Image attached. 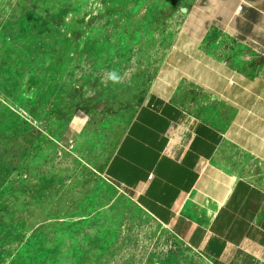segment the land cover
I'll list each match as a JSON object with an SVG mask.
<instances>
[{
  "label": "rangeland",
  "instance_id": "374dc122",
  "mask_svg": "<svg viewBox=\"0 0 264 264\" xmlns=\"http://www.w3.org/2000/svg\"><path fill=\"white\" fill-rule=\"evenodd\" d=\"M203 10V0H0V264H211L104 174L167 53L204 33ZM253 32L236 42L210 27L199 47L217 58L239 48L251 76ZM175 101L219 129L232 114L186 85ZM215 162L264 178L228 144Z\"/></svg>",
  "mask_w": 264,
  "mask_h": 264
},
{
  "label": "crops",
  "instance_id": "0c3cea01",
  "mask_svg": "<svg viewBox=\"0 0 264 264\" xmlns=\"http://www.w3.org/2000/svg\"><path fill=\"white\" fill-rule=\"evenodd\" d=\"M203 1L204 33L187 35L167 53L155 90L135 112L104 174L211 264H264V178L256 183L215 162L228 144L260 165L264 177V0ZM215 26L236 42L250 36L246 27L254 31L247 50L256 59L251 76L239 48H222L227 57L217 58L199 47ZM182 85L232 110L224 129L175 101Z\"/></svg>",
  "mask_w": 264,
  "mask_h": 264
},
{
  "label": "clouds",
  "instance_id": "9594fccd",
  "mask_svg": "<svg viewBox=\"0 0 264 264\" xmlns=\"http://www.w3.org/2000/svg\"><path fill=\"white\" fill-rule=\"evenodd\" d=\"M108 79L113 83V84H119L122 82V77L116 72V71H111L108 73Z\"/></svg>",
  "mask_w": 264,
  "mask_h": 264
},
{
  "label": "bare ground",
  "instance_id": "6f19581e",
  "mask_svg": "<svg viewBox=\"0 0 264 264\" xmlns=\"http://www.w3.org/2000/svg\"><path fill=\"white\" fill-rule=\"evenodd\" d=\"M112 184V183H111ZM113 185V184H112ZM114 186V185H113ZM115 187V186H114ZM116 189H117V187H115ZM124 194V193H123ZM125 195V194H124ZM125 196H127V195H125ZM159 225H161V224H159ZM163 226V225H162Z\"/></svg>",
  "mask_w": 264,
  "mask_h": 264
}]
</instances>
